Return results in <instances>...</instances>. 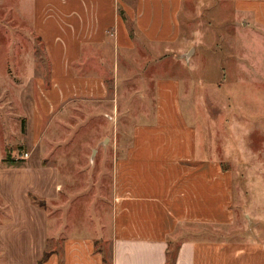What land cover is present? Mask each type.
Wrapping results in <instances>:
<instances>
[{"label": "rangeland", "instance_id": "obj_1", "mask_svg": "<svg viewBox=\"0 0 264 264\" xmlns=\"http://www.w3.org/2000/svg\"><path fill=\"white\" fill-rule=\"evenodd\" d=\"M180 17V57L167 51L158 71L180 75L183 114L199 147L231 174V221L188 224V234L264 239V31L248 16L238 29L242 17L236 22L226 3H187ZM48 71L30 1L0 0V264H41L60 255L68 237L95 238L110 264L113 153L127 145L131 92L138 120L150 108L141 104L154 100L153 79L143 91L74 98L50 114L37 90ZM177 233L171 247L185 237Z\"/></svg>", "mask_w": 264, "mask_h": 264}, {"label": "crops", "instance_id": "obj_2", "mask_svg": "<svg viewBox=\"0 0 264 264\" xmlns=\"http://www.w3.org/2000/svg\"><path fill=\"white\" fill-rule=\"evenodd\" d=\"M29 1L32 31L49 69L47 82L41 80L37 89L45 113L74 98L143 91L153 79L154 100L141 102L150 108L138 120L131 92L127 145L113 153L111 264H165L169 239L179 231L185 237L177 241L173 264H264V239L188 234L194 231L188 224L232 219L231 174L199 147L198 132L183 114L180 75L158 71L167 51H176L172 57L181 51L184 5L203 0ZM208 1L231 6L235 21L243 19L238 29L248 16L255 30L264 31V0ZM191 35L198 37V31ZM94 239L68 237L62 253L52 252L41 264H103Z\"/></svg>", "mask_w": 264, "mask_h": 264}, {"label": "trees", "instance_id": "obj_3", "mask_svg": "<svg viewBox=\"0 0 264 264\" xmlns=\"http://www.w3.org/2000/svg\"><path fill=\"white\" fill-rule=\"evenodd\" d=\"M176 246L171 247L170 242H168V246H167V260L165 264H173L174 260H175V255H176ZM103 264H105V258L103 256ZM111 264V262H110Z\"/></svg>", "mask_w": 264, "mask_h": 264}]
</instances>
